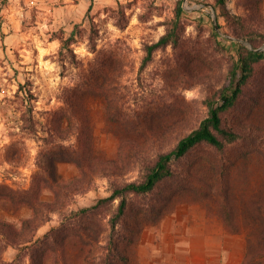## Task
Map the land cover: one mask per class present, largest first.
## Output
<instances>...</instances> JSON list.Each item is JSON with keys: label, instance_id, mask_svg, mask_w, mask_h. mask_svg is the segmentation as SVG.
<instances>
[{"label": "rangeland", "instance_id": "374dc122", "mask_svg": "<svg viewBox=\"0 0 264 264\" xmlns=\"http://www.w3.org/2000/svg\"><path fill=\"white\" fill-rule=\"evenodd\" d=\"M177 1L0 0V183L20 189L31 185L42 142L33 130L26 128L28 123L23 116L33 107V115L40 122L35 128L40 130L38 135H44L48 115L45 111L64 104L63 89L78 78L70 56L61 55L69 53L66 48L62 49V37H68L72 31L75 40L70 46L77 59L91 61L95 53L103 51L122 60L124 71L117 79L125 87L117 89V98L129 106L126 114L134 117L139 113L143 119L152 120L153 130L159 133L157 140L148 141L143 158L129 166L119 181L139 178L142 164L148 158L158 149L171 147L178 135L198 124L206 115L205 98L227 80L239 45L264 49V36L261 37L264 0H225L224 6L216 0H181L186 12L182 15L179 41L156 50L152 60L141 68L145 44L165 32ZM19 83L31 90L34 95L31 101L16 95ZM89 106L96 146L106 157H113L118 139L105 123L102 104L91 100ZM243 107L248 111L246 117L257 124L259 135H264V60L256 65L254 75L244 86L238 108L224 115V120L232 123L233 115L241 117ZM180 120L184 122H179L171 131L164 130V125ZM10 146L21 149L18 157L11 156ZM241 151L239 143L228 145L222 152L202 145L172 161L176 176L153 192L127 194V212L114 232L108 226V219L116 212L119 199L101 207L99 217L105 225L103 242L112 234L120 243L119 250L112 251L116 254L114 258L121 263L126 261L125 264L189 263V254L187 258L180 257V244L200 240L205 235L196 233L199 227L217 228L214 220L221 219L215 209L201 201L179 202L169 210L170 205L160 202V197L171 193L181 174L191 169L196 159L214 156L223 159L224 168L228 169L230 158ZM77 173L75 164L57 163L61 179ZM110 192L108 177L98 176L90 189L75 197L69 209L90 206ZM50 195L49 191L45 192V197ZM157 201L168 211L138 234L133 223L139 211ZM30 214L27 206L12 209L0 205V217L16 224ZM57 224L59 215L55 213L39 227L36 236ZM240 232L244 233L247 243L246 229ZM210 235L213 237L214 233ZM212 237L209 240H214L216 235ZM17 253L18 249L8 246L3 258L10 261ZM23 262L28 264L27 257Z\"/></svg>", "mask_w": 264, "mask_h": 264}, {"label": "trees", "instance_id": "16d2710c", "mask_svg": "<svg viewBox=\"0 0 264 264\" xmlns=\"http://www.w3.org/2000/svg\"><path fill=\"white\" fill-rule=\"evenodd\" d=\"M216 2L224 6L225 0ZM185 12L182 1L178 0L165 32L157 40L145 44L141 68L152 60L156 50L179 41ZM223 14L228 17L224 10ZM74 40V31L62 37V49L66 48L69 53L61 55L70 56L78 70V78L63 89L64 104L45 111L48 114L45 134L38 135L40 130L35 126L40 122L33 115V107L30 106L28 115L23 116L28 123L26 128L33 130L42 142L30 187L20 189L0 183V205L31 209L30 216L22 218L19 224L0 217V264H25L24 257L28 264H125L126 261L121 263L114 258L120 246L118 240L112 234L104 242L102 240L105 225L99 217L100 208L119 199L116 212L108 219V226L114 232L127 212V194L153 192L161 183L176 176L172 161L202 145L222 152L228 145L238 143L243 151L230 158L228 169L224 168L223 159L214 156L196 159L193 167L181 174L171 193L160 197V202L170 205L169 210L184 201L206 203L215 209L228 231L246 229L243 264H264V135H259L257 124L246 117L248 111L244 107L240 108L241 117L232 116V123L224 120V115L238 108L244 86L254 75L256 65L264 60V49H249L240 44L227 80L204 100L206 115L196 126L178 135L171 147L158 149L148 158L142 164L139 178L119 181L129 166L143 158L148 141L157 140L159 133L153 130L152 120L147 121L136 112L134 117L126 114L129 106L117 98V89L125 87L118 80L124 71L122 60L103 51L95 53L91 61L77 59L70 46ZM20 94L24 101L34 97L22 83L16 95ZM91 100L102 104L105 123L118 139L113 157H106L96 146L90 117ZM179 122L184 120L168 123L163 126L164 130L171 131ZM10 148L11 156L18 157L21 149ZM60 161L75 164L78 173L61 179L57 174ZM98 176L108 177L110 194L99 197L90 206L69 209L75 197L90 189ZM46 191L50 192V197H45ZM160 202L139 211L133 223L138 234L168 211ZM55 213L59 215V224L36 236L39 227ZM8 246L18 249V253L12 260L5 261L3 253Z\"/></svg>", "mask_w": 264, "mask_h": 264}, {"label": "crops", "instance_id": "0c3cea01", "mask_svg": "<svg viewBox=\"0 0 264 264\" xmlns=\"http://www.w3.org/2000/svg\"><path fill=\"white\" fill-rule=\"evenodd\" d=\"M214 223L217 228L199 227L196 233L205 235L200 240L180 244V257L187 258V254H189L191 259L189 263L183 262V264H243L246 252L244 233L229 232L217 219L214 220ZM213 233L216 238L209 240L212 237L210 234Z\"/></svg>", "mask_w": 264, "mask_h": 264}, {"label": "water", "instance_id": "95a60500", "mask_svg": "<svg viewBox=\"0 0 264 264\" xmlns=\"http://www.w3.org/2000/svg\"><path fill=\"white\" fill-rule=\"evenodd\" d=\"M216 28H218V26L216 25ZM259 49H261V48H259Z\"/></svg>", "mask_w": 264, "mask_h": 264}]
</instances>
